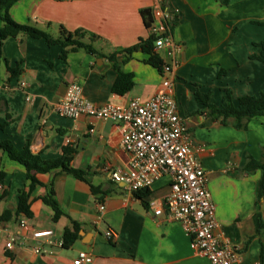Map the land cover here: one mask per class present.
I'll return each mask as SVG.
<instances>
[{
	"label": "crops",
	"instance_id": "1",
	"mask_svg": "<svg viewBox=\"0 0 264 264\" xmlns=\"http://www.w3.org/2000/svg\"><path fill=\"white\" fill-rule=\"evenodd\" d=\"M142 9H152L154 22L165 9L170 15L180 46L174 98L216 206V234L236 249L238 259L233 264H264V196L257 197L261 171L244 170L249 157L263 160L264 116L246 120V128L237 129L231 118L226 123L212 121L195 97L196 92L209 94V102L222 107L226 89L232 92L235 105L242 96L264 93V64L250 58L259 52L254 44L264 41L243 38L239 27L247 9L262 15L260 20L249 17L245 23L264 27V0H233L228 6L220 0H19L9 15L55 39L60 37V26L71 32L85 30L98 36L93 45L108 56L148 37ZM66 50L63 60L62 46L48 45L45 39L19 36L3 43L0 123L6 125L0 140L18 150L29 141L31 151L44 160L61 157L63 148L71 145L75 150L71 166L86 175L79 180L59 172L38 174L42 185L29 198L32 217H17L20 191L27 189L26 172L0 150V264H74L81 251L92 256L91 264H210L193 250L181 224L165 213L154 214L151 202L163 206L170 193L168 175L156 181L143 198L112 179L113 173L127 168L130 157L121 145L120 125L88 116L73 121L55 111L71 83L80 84L84 96L96 105L126 104L135 97L146 101L161 85L159 70L146 64L142 53H133L120 67L133 74L134 87L117 95L112 88L118 74L106 57ZM157 52L170 61L163 50ZM122 59L123 55L119 62ZM9 68L19 73L13 76ZM51 183L65 214L57 221L42 201L47 193L43 185ZM91 185L99 188L102 200L92 193ZM99 204H104L103 212ZM6 211L13 214L10 220L2 219ZM21 219L27 221L24 228L19 225ZM72 222L79 224L78 238L66 249L62 239ZM42 230L53 235L32 237ZM107 231L115 234L112 240L106 238ZM10 240L13 246L7 248Z\"/></svg>",
	"mask_w": 264,
	"mask_h": 264
},
{
	"label": "built area",
	"instance_id": "2",
	"mask_svg": "<svg viewBox=\"0 0 264 264\" xmlns=\"http://www.w3.org/2000/svg\"><path fill=\"white\" fill-rule=\"evenodd\" d=\"M150 32L157 36L155 50H163L169 62L162 69L161 85L150 99L132 98L126 104L96 105L88 100L78 83L68 85L65 95L56 104V113L73 121L82 116L109 121L121 126V145L129 160L127 168L112 174L116 183H123L131 192L149 189L165 175L171 178V189L163 206L151 202L155 216L166 214L181 224L191 238V246L210 264H233L238 259L236 249L220 241L216 234V206L207 185L204 169L194 155L191 138L178 115L174 98L173 76L177 65L179 44L172 32L168 10L153 23ZM24 85V84H23ZM69 142V141H67ZM99 210H105L99 204ZM21 228L27 221H19ZM50 230L35 231L34 239L50 237ZM112 240L115 234L107 231ZM13 240L7 243L12 248ZM36 252H40L38 247ZM93 258L81 251L74 264H91Z\"/></svg>",
	"mask_w": 264,
	"mask_h": 264
},
{
	"label": "trees",
	"instance_id": "3",
	"mask_svg": "<svg viewBox=\"0 0 264 264\" xmlns=\"http://www.w3.org/2000/svg\"><path fill=\"white\" fill-rule=\"evenodd\" d=\"M19 0H0V19L2 20V27L0 28V57L3 58V43L9 38H16L19 36H28L34 39H45L48 45L60 44L62 46V58L66 59L68 50L79 51L84 50L91 55H97L100 57H106L117 71V79L113 85V92L117 95H124L134 87V76L130 73H125L121 69V65L131 59L133 53L140 52L146 56L143 60L146 64L159 70L162 75V69L165 64L164 59L155 50V41L157 36L150 32V29L154 23V14L152 9H142L140 11L141 17L145 24V27L149 30L147 38H140L139 41L129 48L117 50L108 56L102 55L94 47L93 43L98 36L88 33L85 30L69 31L65 27L60 26V37L58 39L53 38L50 34L38 29L32 25L19 24L15 22L9 15V9L11 6ZM233 0H220L224 6H228ZM259 48V52L250 56L251 59L260 61L264 64V42L255 43ZM123 55V59L119 62V58ZM125 57V58H124ZM13 76L19 73L17 69L9 68ZM223 106L217 107L211 104L209 94H201L196 92L195 97L197 102L203 104L209 114L212 121H220L226 123L228 119H234V126L237 129L246 128L245 121H249L254 118L264 116V93L259 96H242L238 98L237 105L233 102L232 92L229 89L224 90ZM6 123H0V131L5 128ZM0 150L5 152L10 159L21 164L26 172L28 184L27 189H23L19 194V203L15 211V216L19 217L24 215L27 218L32 217L31 205L29 202L30 194L36 188L37 185H42L37 179L38 174H47L52 172L65 173L72 175L79 180H85L84 176L86 172L75 169L71 166V160L74 148L71 145H67L63 148V154L61 157L53 160H44L39 154H35L30 149V142L26 141L24 147L21 150L16 149L11 142L0 140ZM246 172H254L255 170L261 171V178L257 185V197L260 199L264 196V146H263V160L258 162L252 157H249L247 164L244 167ZM47 189V193L42 197V201L49 206L53 212V220L57 221L62 217L64 212L61 210L58 202L55 199V193L53 183L43 185ZM92 193L98 200L102 198L98 197L100 194L99 188L91 185ZM149 194L148 189H143L135 192L137 197L143 198ZM13 214L11 211H6L2 219L10 220ZM79 224L72 222V226L67 228L64 232L62 239L63 248H70L78 238ZM261 259L264 262V248L261 251Z\"/></svg>",
	"mask_w": 264,
	"mask_h": 264
},
{
	"label": "rangeland",
	"instance_id": "4",
	"mask_svg": "<svg viewBox=\"0 0 264 264\" xmlns=\"http://www.w3.org/2000/svg\"><path fill=\"white\" fill-rule=\"evenodd\" d=\"M241 3V1L239 2ZM237 3V4H239ZM236 4V6H237ZM235 12V10H234ZM262 12L258 11L254 12V11H250L249 9H247V13H243L240 17L243 19V22L239 24L241 33H242V37L243 38H247V39H252L255 38L257 40H263L264 41V27L261 26H257V25H250L248 22H246V19L249 17H257L256 19H261L258 18L259 16L261 17ZM245 48L247 49L248 47L245 46Z\"/></svg>",
	"mask_w": 264,
	"mask_h": 264
}]
</instances>
